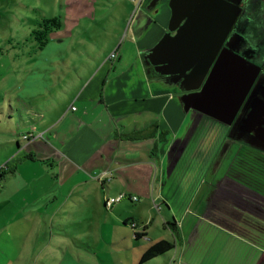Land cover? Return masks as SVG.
<instances>
[{"label":"crops","instance_id":"obj_1","mask_svg":"<svg viewBox=\"0 0 264 264\" xmlns=\"http://www.w3.org/2000/svg\"><path fill=\"white\" fill-rule=\"evenodd\" d=\"M137 1L121 13L134 14L125 43L73 61L55 31L14 70L0 105V128L15 129L0 130V264H142L161 241L172 249L143 264H264V80L232 54L213 67L224 3Z\"/></svg>","mask_w":264,"mask_h":264},{"label":"rangeland","instance_id":"obj_2","mask_svg":"<svg viewBox=\"0 0 264 264\" xmlns=\"http://www.w3.org/2000/svg\"><path fill=\"white\" fill-rule=\"evenodd\" d=\"M129 4L134 11L139 6L137 0H0V77L8 78L1 83L0 95L3 99L0 105L9 103L14 95L12 81L15 80L14 70L18 64L36 60L40 55L34 32L40 30L39 22L44 17L61 19L63 26L57 31L62 39H67L72 48L73 61H76L79 52L81 57H86V51L93 48L101 56L109 50L114 39L126 42L134 14L123 21L121 13L129 8ZM56 60L59 61L56 64L57 74L53 77L58 79L65 76L61 68L66 70L59 57ZM0 130L10 133L15 129ZM113 216L116 218V215ZM99 218L103 220L102 216ZM3 220L0 218V225Z\"/></svg>","mask_w":264,"mask_h":264},{"label":"flooded vegetation","instance_id":"obj_3","mask_svg":"<svg viewBox=\"0 0 264 264\" xmlns=\"http://www.w3.org/2000/svg\"><path fill=\"white\" fill-rule=\"evenodd\" d=\"M216 1L224 3L226 8L218 12L220 17L214 12L211 18L212 22L220 21V27L219 25H213L212 33L217 34L220 30L219 34H222L221 41L219 42L218 40L219 43L217 42L218 45H215V42L207 46L210 49L209 56L212 55L214 49H220L213 60V67L222 59L228 58L226 56H231L232 54L258 69L255 82L263 81L264 0ZM220 44L222 45L221 47L219 46Z\"/></svg>","mask_w":264,"mask_h":264},{"label":"trees","instance_id":"obj_4","mask_svg":"<svg viewBox=\"0 0 264 264\" xmlns=\"http://www.w3.org/2000/svg\"><path fill=\"white\" fill-rule=\"evenodd\" d=\"M63 26V23L60 18L58 17H44L39 22L40 30L35 31V39L39 44V48H43L50 39L51 33L61 29ZM1 53V50H0ZM172 244L168 241H161L154 245H152L146 253L143 255L141 259V263H146L153 258H156L158 256L164 255L167 252H169L172 249Z\"/></svg>","mask_w":264,"mask_h":264},{"label":"built area","instance_id":"obj_5","mask_svg":"<svg viewBox=\"0 0 264 264\" xmlns=\"http://www.w3.org/2000/svg\"><path fill=\"white\" fill-rule=\"evenodd\" d=\"M118 57H119V51H118V49L117 50H115V51H113L110 55H109V57H108V61H110V62H115L117 59H118ZM32 135H30V134H26V135H24L23 136V138L25 139V140H28L30 137H31ZM7 165L5 164V165H3V166H0V178H1V176L4 174V173H6V171H7ZM105 175V174H104ZM104 175H102L101 177H103ZM124 195H120V196H118V197H116V198H106L105 199V207L108 209V210H111L112 208H113V206L114 205H116L117 203H119V202H121L123 199H124ZM132 201H137V198L136 197H134V198H132ZM133 225V227H135V224H132Z\"/></svg>","mask_w":264,"mask_h":264},{"label":"water","instance_id":"obj_6","mask_svg":"<svg viewBox=\"0 0 264 264\" xmlns=\"http://www.w3.org/2000/svg\"><path fill=\"white\" fill-rule=\"evenodd\" d=\"M222 44V43H221ZM219 45L220 47L222 45ZM249 87V86H248ZM213 84L211 82H209V84L205 85V88L203 90V93H211V94H214L216 89L213 90ZM247 93H248V88L246 87L244 89V91L241 93L240 97L236 100V101H233L232 102V116H231V121L229 122V124L232 123L233 119H235L236 115L238 114L239 110H240V107L242 105V103L244 102L246 96H247ZM228 96H231V94H228V93H225V94H221L220 97H228Z\"/></svg>","mask_w":264,"mask_h":264}]
</instances>
